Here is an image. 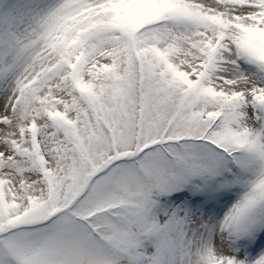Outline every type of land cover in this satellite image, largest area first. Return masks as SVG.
Listing matches in <instances>:
<instances>
[{"label":"snow or ice","instance_id":"snow-or-ice-1","mask_svg":"<svg viewBox=\"0 0 264 264\" xmlns=\"http://www.w3.org/2000/svg\"><path fill=\"white\" fill-rule=\"evenodd\" d=\"M0 264H264V0H0Z\"/></svg>","mask_w":264,"mask_h":264}]
</instances>
